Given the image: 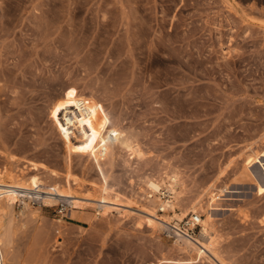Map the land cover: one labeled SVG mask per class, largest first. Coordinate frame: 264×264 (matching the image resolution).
Listing matches in <instances>:
<instances>
[{"label": "rangeland", "instance_id": "374dc122", "mask_svg": "<svg viewBox=\"0 0 264 264\" xmlns=\"http://www.w3.org/2000/svg\"><path fill=\"white\" fill-rule=\"evenodd\" d=\"M31 162L84 206L18 200L5 264H264V0H0V171ZM170 170L183 220L222 190L224 263L149 224Z\"/></svg>", "mask_w": 264, "mask_h": 264}, {"label": "bare ground", "instance_id": "6f19581e", "mask_svg": "<svg viewBox=\"0 0 264 264\" xmlns=\"http://www.w3.org/2000/svg\"><path fill=\"white\" fill-rule=\"evenodd\" d=\"M129 151L131 152L130 155L132 160H140L145 155L144 151L138 145L132 146L129 149ZM27 169H30L32 173L36 172L37 174L31 176L29 172L26 173L25 169L22 171H14L5 168L3 169V171H0V264H5L4 252L11 245V239L13 233L15 232V231L13 232V228L16 224V220L14 218L13 213L15 210V204L18 200H20L23 203V211L21 214L25 215V213L27 212L30 213L32 216H36L37 212L31 210L30 204L27 203L25 200H23V198L29 196V194L32 191H35L36 189L42 190L46 193L43 196L45 204L49 205V204H54L60 200H67L71 203L72 210L75 207L74 204L76 205L81 204L79 201L81 197L76 195L73 196L72 195L73 192L65 191L64 188H60L59 186H57L56 182L59 179V177L55 172H48L50 179L53 180L54 182L49 183L48 187L44 188L45 182L42 180V178L39 177L40 174L38 173H41V170L38 168V165L31 162V165L27 164ZM161 178H162L161 181L149 180L147 182L150 192L154 194L155 193L162 194L169 192V194H173L171 197H175L176 202L174 201L175 199L174 200L170 199L168 201H165L162 200V198H158V200H160L159 202H161V205L159 206V210L162 209V213H166L164 216L158 215L154 211L156 209V203L158 202V200L156 202L153 199L154 195L150 194L149 197L152 198V200H150L148 203H149V208L153 210L150 212V215L153 218H157L158 221H160L161 223L152 219L149 220V224L153 226L155 229L162 228L163 225H166L167 229L174 230L176 232V236H178L179 238H184V239H180L179 241L180 244L185 245L191 250H197V247L193 242L197 243L198 241L200 244L211 249L213 254H215V256L219 258L215 250L216 238L213 227L214 224L213 211L216 209L215 204H217V199H218L217 193L215 194L214 192L215 190H217V192L222 193V190H220L217 186L216 187L211 186L209 188L208 208L211 209L212 214H210L209 212L207 215V219L204 222H202L201 220L200 222L202 223L200 224L202 227L201 235L199 239L196 240L195 237L194 238L187 237L184 234L179 233L178 230L180 222L183 220V218L189 215L187 208L190 206V201L188 199L180 198V197L177 198V195L179 194L177 188L179 187V183H180L179 173L176 170L166 171L162 174ZM147 179L150 178H146L145 183ZM71 183H73V186L79 185L77 184L76 180L71 181ZM103 203H106L107 205L104 206V210L106 212H111L114 209L118 210V208L123 205L121 201L117 203L104 201ZM82 204L81 205L84 206V203ZM195 205L200 206L201 203L198 202ZM221 261L224 263L223 260Z\"/></svg>", "mask_w": 264, "mask_h": 264}, {"label": "built area", "instance_id": "2783aa9c", "mask_svg": "<svg viewBox=\"0 0 264 264\" xmlns=\"http://www.w3.org/2000/svg\"><path fill=\"white\" fill-rule=\"evenodd\" d=\"M105 153H106V149L102 147L100 150L101 157H103ZM44 194H46L44 191L36 189L35 191H32L29 194V196L22 198L31 205L43 206L45 204L43 199ZM161 195H162V199H164L165 201H168L172 198L171 197L172 195L169 194V192L162 193ZM57 206L60 207L59 213L63 217L67 216V213L71 211V203L67 200L58 201ZM160 211H162V209H160ZM200 222H201V216L198 214L192 215L186 220H182L178 227L179 233H182L187 237L194 238L197 235V229L200 227L201 224ZM169 232L176 236V232L174 230H169Z\"/></svg>", "mask_w": 264, "mask_h": 264}]
</instances>
